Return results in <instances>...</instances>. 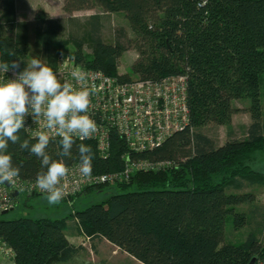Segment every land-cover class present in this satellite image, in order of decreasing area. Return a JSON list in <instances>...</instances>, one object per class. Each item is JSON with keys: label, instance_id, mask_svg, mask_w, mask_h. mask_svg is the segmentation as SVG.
Masks as SVG:
<instances>
[{"label": "trees", "instance_id": "16d2710c", "mask_svg": "<svg viewBox=\"0 0 264 264\" xmlns=\"http://www.w3.org/2000/svg\"><path fill=\"white\" fill-rule=\"evenodd\" d=\"M62 11L72 14L98 10L88 16L87 42L72 30L66 40L54 43L60 23L41 12L37 15L34 44L47 66L56 69L61 47L71 44L69 57L89 70L118 81L158 82L167 77H186L188 123L158 147L132 151L116 133H110L108 157L97 153L94 142L78 141L67 166L80 164L77 146L91 147L93 175L121 173L125 163H169L157 171H136L114 184L86 187L69 201L76 227L90 243L106 241L139 264H249L264 258V242L256 231L240 245L224 242V226L233 215L236 227L245 214L235 212L245 197L225 189L264 184L254 166L264 165V0H61ZM15 0H0V61L17 60L27 65L29 26L16 19ZM122 14L133 37L124 29L114 32L113 43L101 38L102 15ZM75 28L79 21L69 18ZM13 27V36L4 35ZM131 49L133 77L120 75L118 59ZM14 51L15 56L9 52ZM246 100L251 123L243 138L228 139L221 146L202 132L209 124L229 126L234 101ZM263 115V119H261ZM230 129V128H228ZM20 141L9 143L8 154L19 177L36 181L45 171L38 158L19 143L35 139L20 130ZM59 140L47 151L53 159L62 150ZM263 163V164H262ZM40 194V193H39ZM34 194L27 197H34ZM42 195V194H40ZM99 196L104 199L96 200ZM96 198V199H95ZM18 202V198L16 200ZM75 204L83 206L75 209ZM9 210L7 214L10 212ZM5 214V215H7ZM0 213V241L13 251V264H65L84 250L64 234L67 219L21 217L6 220Z\"/></svg>", "mask_w": 264, "mask_h": 264}, {"label": "built area", "instance_id": "2783aa9c", "mask_svg": "<svg viewBox=\"0 0 264 264\" xmlns=\"http://www.w3.org/2000/svg\"><path fill=\"white\" fill-rule=\"evenodd\" d=\"M1 62V61H0ZM53 71L63 82L65 79L73 83L76 88L87 87L95 89L91 95L88 115L96 122L97 131L92 138L78 141L94 142L97 153L101 157H108L110 148V133L118 134L132 151L142 152L158 147L172 133L181 131L188 123V109L186 104V77H167L158 82L133 80L120 82L116 78L104 75L100 71L89 70L76 64L69 57H60L57 67ZM87 73L84 82L77 83L71 73L74 70ZM14 78L13 72H0V82ZM43 117L35 123L31 116L26 119L22 129L28 136L34 138L39 131H47L55 139L54 130L46 128ZM169 163L152 164L145 161L125 163L121 173L91 175L85 177L79 171L80 164L68 166L69 173L62 180L61 187L66 193L62 201H69L86 187L95 185L114 184L129 178L138 171H157L169 166ZM10 189L17 191L15 198ZM42 194L36 181H25L15 177L6 188L0 184V213L14 208L20 195L31 196ZM0 257L13 260V251L0 241ZM254 264H264V258L256 259Z\"/></svg>", "mask_w": 264, "mask_h": 264}, {"label": "clouds", "instance_id": "9594fccd", "mask_svg": "<svg viewBox=\"0 0 264 264\" xmlns=\"http://www.w3.org/2000/svg\"><path fill=\"white\" fill-rule=\"evenodd\" d=\"M15 56L14 51L9 52ZM20 62L12 60L0 62V72H13L14 78L0 82V184H10L20 174V168L14 166L9 143L20 141L18 133L25 128L26 119L31 116L36 123L43 117L46 128L54 130L60 137L61 159H53L47 149L55 140L47 131L35 134V143L24 139L19 143L22 150H27L41 162L46 169L36 175V185L45 194L49 204L60 203L66 193L61 187L62 180L68 175L69 168L65 159L70 158L76 145L75 136L81 140L92 138L97 131L96 122L88 115L90 97L95 89L76 88L68 80L63 82L52 68L33 57L23 70ZM77 83L87 79V73L74 70L71 73ZM80 169L85 177L93 172L94 155L90 146L80 143L78 146Z\"/></svg>", "mask_w": 264, "mask_h": 264}, {"label": "rangeland", "instance_id": "374dc122", "mask_svg": "<svg viewBox=\"0 0 264 264\" xmlns=\"http://www.w3.org/2000/svg\"><path fill=\"white\" fill-rule=\"evenodd\" d=\"M18 22L25 21L29 26V47L27 55V64L29 61L36 57L41 59L45 64L43 58L37 53L36 46L34 44V32L37 23V15L41 12L47 13L50 18L56 19L61 26L59 35L54 43L59 44L60 42L66 40L68 32H76L78 37L84 42L83 54L90 55V49L87 42L88 38V27L86 25V20L88 16L99 13L98 10L92 11H79L72 14H66L62 11V6L60 0H15ZM76 18L79 23L77 27L69 24V18ZM102 30L101 38L105 43H113L114 32L122 28L125 31L127 37L132 38L133 33L128 28V23L122 14H108L102 15ZM13 27H7L4 30V35L7 37L13 36ZM73 47L71 44L64 45L61 47V56H70ZM136 54L131 49L123 52L118 59L117 71L120 75H128L132 79L133 77L131 64L135 61ZM234 107L236 108V113L232 116L230 125L227 126H216L213 124L206 125L202 132L207 135L211 140L214 141L216 146H221L228 139V130L231 132V138L242 139L243 128L247 127L251 122L250 114L248 112V102L246 100L234 101ZM263 119V115L261 117ZM230 128V129H228ZM263 164V163H262ZM256 172L262 173L264 175V165L254 166ZM226 194H239L245 197L244 203L236 206L235 212L245 214V223L239 227L235 226L233 215H228L226 224L224 226V242L231 245H240L249 233H257L260 242H264V184L245 186L240 190L225 189ZM104 196H99L95 198L96 200L104 199ZM83 206L75 204V209H81ZM71 213V207L64 202L52 205L49 204L45 195H36L34 197H27L25 195H20L18 202L14 205V208L3 217L6 220H14L21 217L29 218H47L50 220L57 219H67L66 222V233L71 229L76 228L74 219L69 216ZM81 237V236H80ZM79 237V238H80ZM79 241V240H78ZM83 244L84 250L73 258L71 261L65 264H137L131 261L128 257L120 254L118 251H113V249L103 243V242H78L76 245ZM115 250V249H114ZM0 264H13L11 260H4L0 257Z\"/></svg>", "mask_w": 264, "mask_h": 264}, {"label": "crops", "instance_id": "0c3cea01", "mask_svg": "<svg viewBox=\"0 0 264 264\" xmlns=\"http://www.w3.org/2000/svg\"><path fill=\"white\" fill-rule=\"evenodd\" d=\"M61 1V0H60ZM15 4H16V1H15ZM61 4H62V2H61ZM60 4V5H61ZM17 10V9H16ZM74 223L76 224V222L74 221ZM65 230H64V234H65V236H66V238H67V241H69L71 244H73V245H75V246H77L76 244L78 243V242H81V241H83V242H90L89 241V239L88 238H86L82 233H81V231L76 227V228H74V229H71L69 232H67L66 233V228H64ZM81 236V237H80ZM80 237V238H79ZM79 240V241H78ZM97 242V241H96ZM101 242H103V243H105V244H107V245H109L112 249H113V251H118V249L116 248V247H114V246H112V245H110L108 242H106V241H104V239H103V241H101ZM80 245H82L83 246V244H80ZM115 249V250H114ZM120 254H122V255H124V256H126V257H128L131 261H134V263H137L134 259H132L131 257H129V256H127L126 254H123V253H121L120 251H118ZM137 264H139V263H137Z\"/></svg>", "mask_w": 264, "mask_h": 264}, {"label": "water", "instance_id": "95a60500", "mask_svg": "<svg viewBox=\"0 0 264 264\" xmlns=\"http://www.w3.org/2000/svg\"><path fill=\"white\" fill-rule=\"evenodd\" d=\"M6 188H9V184H3ZM17 191H15L14 189H10V194L13 196V197H17L18 196V193H16ZM2 215H5L7 214V211H3L1 212ZM256 261V258H253L250 260L249 264H254Z\"/></svg>", "mask_w": 264, "mask_h": 264}]
</instances>
